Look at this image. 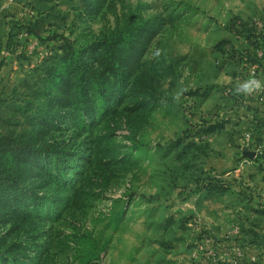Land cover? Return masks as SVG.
Segmentation results:
<instances>
[{"label": "rangeland", "instance_id": "obj_1", "mask_svg": "<svg viewBox=\"0 0 264 264\" xmlns=\"http://www.w3.org/2000/svg\"><path fill=\"white\" fill-rule=\"evenodd\" d=\"M258 15L264 0H0V139L39 167L0 206V264H264L258 49L230 31ZM127 36L146 44L104 110L84 77Z\"/></svg>", "mask_w": 264, "mask_h": 264}, {"label": "trees", "instance_id": "obj_2", "mask_svg": "<svg viewBox=\"0 0 264 264\" xmlns=\"http://www.w3.org/2000/svg\"><path fill=\"white\" fill-rule=\"evenodd\" d=\"M257 18L263 19L262 16ZM230 31L237 37H244L248 44L254 49L264 46V31H260L256 20L251 18L243 20L240 17L233 19L230 24ZM127 38V39H126ZM118 38L113 43L105 46L101 53L100 62L106 66L107 71L101 76L90 74L84 77L91 90L99 98V108H106V101L116 102L124 90L127 79L132 76L139 61L146 42L135 39ZM67 72L59 73L55 83L60 89L58 100L63 104L66 95L69 94L68 87L71 86ZM245 91L242 94H246ZM237 98V96H236ZM85 107L82 108L84 110ZM35 153L32 148L18 139H0V206L10 198H14L15 192H19L28 178L35 174L38 166H33ZM41 161H37V165Z\"/></svg>", "mask_w": 264, "mask_h": 264}, {"label": "built area", "instance_id": "obj_3", "mask_svg": "<svg viewBox=\"0 0 264 264\" xmlns=\"http://www.w3.org/2000/svg\"><path fill=\"white\" fill-rule=\"evenodd\" d=\"M263 19L255 18L256 25L260 31H264V16H262ZM256 63H253L251 65V68L249 70L250 76H251V84L253 87L250 88L249 93L247 95L252 96V98L255 99V103H251L252 106L257 104L262 108L264 107V70L262 69V61L264 62V46L262 48L258 49L256 53ZM263 65V64H262ZM260 82V83H259ZM264 109V108H262ZM246 140L249 143V146H252L255 150V156H264V136L262 137V141L260 143H257L252 139V135L248 133L246 135Z\"/></svg>", "mask_w": 264, "mask_h": 264}, {"label": "crops", "instance_id": "obj_4", "mask_svg": "<svg viewBox=\"0 0 264 264\" xmlns=\"http://www.w3.org/2000/svg\"><path fill=\"white\" fill-rule=\"evenodd\" d=\"M249 16H251V15H249ZM249 16H248V17H249ZM258 16H259V15H258ZM258 16H257V17H258ZM261 16H264V15H261ZM239 17H240V16H239ZM257 17H255V18H257ZM240 18H242V17H240ZM255 18H254V19H255ZM243 20H244V17H243ZM247 90H248V93H249V89H247ZM249 94H250V93H249ZM263 110H264V109H263Z\"/></svg>", "mask_w": 264, "mask_h": 264}, {"label": "clouds", "instance_id": "obj_5", "mask_svg": "<svg viewBox=\"0 0 264 264\" xmlns=\"http://www.w3.org/2000/svg\"><path fill=\"white\" fill-rule=\"evenodd\" d=\"M249 88V86L246 84L244 85V89L247 90Z\"/></svg>", "mask_w": 264, "mask_h": 264}, {"label": "water", "instance_id": "obj_6", "mask_svg": "<svg viewBox=\"0 0 264 264\" xmlns=\"http://www.w3.org/2000/svg\"><path fill=\"white\" fill-rule=\"evenodd\" d=\"M251 156H252V157H255V154H252Z\"/></svg>", "mask_w": 264, "mask_h": 264}]
</instances>
